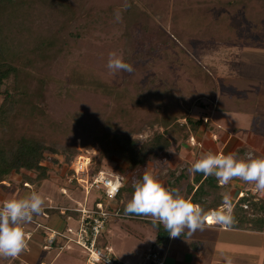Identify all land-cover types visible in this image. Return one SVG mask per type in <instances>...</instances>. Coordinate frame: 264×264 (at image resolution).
I'll list each match as a JSON object with an SVG mask.
<instances>
[{
	"label": "rangeland",
	"instance_id": "374dc122",
	"mask_svg": "<svg viewBox=\"0 0 264 264\" xmlns=\"http://www.w3.org/2000/svg\"><path fill=\"white\" fill-rule=\"evenodd\" d=\"M66 2L75 7L73 11H76L77 17L74 18V24H79L76 30L78 37L70 39L64 37L69 40V45L65 50L66 65L63 67L60 65V69L55 71V73L58 72L57 75L51 76L48 80V83L51 80L50 84L52 85L49 84L50 86H48L50 92L53 93L54 101L62 105L65 103L71 105L69 97L72 95V89L76 86H80L79 95L83 101H81L80 106L87 104L92 92L89 91V94L83 95L84 98H82V94L92 80L95 82L102 75L101 68L106 70L108 76L114 75L107 68L109 54L112 52L122 58L126 52L132 53L130 58L134 71L132 73L120 71V73L125 75L127 79L129 78L128 87L132 88L131 91L133 92L131 98L135 99L142 94L143 98L148 97L149 93L150 96L152 95L149 90L153 88L152 85L154 84L150 82L153 79L147 73L157 78V86L162 94L168 91L169 85L173 86L175 90H178L180 86L187 87L182 82L187 83L191 74L196 72V68H189L191 62L210 74V78L216 83V95H219L223 89L231 90V87L234 88L236 85V81L233 79L234 75H232L235 68L233 62L236 61L229 58L230 54L228 55V53L230 51H227L228 53L223 51L224 53H222V48L226 44L230 47L235 44L240 46L264 45L262 44L264 43L262 32L264 31V0H66ZM125 3L129 4L131 8L136 7L137 13L135 16L133 15L134 19L132 15H127V9L124 8ZM116 10H120L122 16L119 22L115 19ZM53 12L54 10L46 11L44 9L42 20L47 19V26L58 33L61 30L60 27L65 24L62 25L51 19V16H54ZM143 13L149 16V25L151 27L156 26L166 36L167 43L158 44L152 49L155 45L154 34L152 35L151 31L140 29L139 41L133 45L131 42L130 49H125L124 36L127 34L135 35L132 30L136 32L139 29L133 25L137 22L138 14ZM39 20L41 22V19L36 18L35 23H38ZM63 29V31H67L65 28ZM253 32L254 34H252ZM11 49L14 51L12 45ZM141 65L145 66L147 71H143ZM51 75L53 74L51 73ZM219 76H222L225 81L221 82L222 89L219 87V81L216 80V77L219 78ZM76 77L77 81L75 82ZM250 88L254 93L255 88ZM194 89L196 91L191 92L190 97L187 95L185 98L190 99L192 103L190 104L192 108L189 115L195 120L201 121L198 129L192 131L185 119L171 121L167 126V137L171 143L170 148L174 147L176 152L173 153L168 150L167 160L150 162L143 170L144 174L153 175L168 189H170L169 184L173 183L184 171L186 174L184 173L183 176L188 177H186L187 180L181 182L182 187L180 188L184 190L187 182H190L192 172L189 169L191 165L195 163L197 156L201 157L206 152L232 154L237 157V151L242 149L243 153L241 157H237L238 159L245 160L246 156H250L249 152H246L249 150L250 144H240L239 136L236 133L240 130L239 127L243 129L246 125L256 123L251 121V116L217 111V96H215L216 99L198 96L202 93L205 95L206 91L211 89V85L207 82L204 89H197V87ZM160 96L158 92L157 96L154 94L151 97L153 99L152 106L159 102ZM183 97V94L179 95V105L181 106H184ZM2 98L0 96V102ZM157 107L154 106L156 111L158 110ZM73 110H75V106L71 108L68 114L59 119L58 124L61 128L59 136L52 137L50 133L40 132L38 129H34V133L37 136L52 137V141L62 145H71L73 131L84 126L89 127L94 123L89 120L88 115L80 116V113L74 114ZM133 110L134 108H131L130 113ZM132 113L138 118L142 111L134 110ZM233 113L243 112L235 111ZM211 114L212 117H210ZM43 119L46 120V118ZM210 122L218 125L220 129L212 126ZM126 129L128 130V128ZM259 129L260 126L255 127V130L252 129L250 132L252 131L251 134L263 141L264 130ZM164 130L165 128L160 123L152 122L150 126L144 127L140 133L129 131V134L132 138L134 135L133 139L140 147L151 139L156 132L162 133ZM74 146L78 154L87 153L95 159L99 156L96 147H83L79 138L74 140ZM262 151L264 153L263 146ZM64 158L65 156L61 154L55 155L44 152L42 165L48 168V179L35 186L24 184L25 187H22L19 177H14L7 191L0 188V205L9 199L27 197L35 191L45 198L44 211L53 219L49 224L50 228L64 230L67 225L75 226L72 215V219L59 221L58 218H61L60 209L74 208L77 204L82 205L85 197L87 198V207L91 208L100 199L94 191L86 195L79 186L68 183V179L71 177V163L70 165L65 164ZM115 165L123 166L124 163L118 155L113 153L101 161L100 169L111 172ZM172 170L173 174L170 175L169 172ZM237 183L243 186L242 189L252 193L251 183L234 178L226 184L228 185L226 194H229L231 190L234 192L239 186ZM62 188L66 190V194H62ZM237 196L238 192L236 193ZM131 198L132 196H125L123 205H126ZM204 201L209 202L210 198H206ZM38 216L41 215L35 216L33 220H36ZM146 218L151 221V217L147 216ZM44 221L47 222L48 220L44 219ZM22 227L28 240L32 238V234L27 233L29 230L41 237L40 243L42 245L45 235L42 238L41 234L37 232L38 230L33 232L32 222L25 223ZM154 229L150 224L137 223L126 215H121L119 218L111 216L107 218L106 229L98 237V245L103 252H105V247H109L116 260L136 264L146 248L154 246ZM174 239L176 240V238H172V240ZM189 239L195 242L193 247L199 251L196 264H226L228 258L232 260V264H264V233L249 234L238 230H224L218 225L204 228L202 231L198 230ZM29 251L28 246L25 252ZM42 252V258L44 257L47 262L55 258L52 264H86L87 253L74 243H70L69 250L63 245L59 247L48 246ZM19 259L20 256L18 259L0 257V264H22L23 262L21 263Z\"/></svg>",
	"mask_w": 264,
	"mask_h": 264
},
{
	"label": "trees",
	"instance_id": "16d2710c",
	"mask_svg": "<svg viewBox=\"0 0 264 264\" xmlns=\"http://www.w3.org/2000/svg\"><path fill=\"white\" fill-rule=\"evenodd\" d=\"M67 2L66 0H0V96L3 97L0 102V188L7 191L16 176L19 177L22 187H25L24 184L35 186L48 179V168L42 165L44 152L64 155L65 164L70 165L78 154L74 140L79 138L83 147H96L99 151L96 159L92 157V172H97L101 168V161L113 153L118 155L124 163L123 166L115 165L112 168L115 174L125 178V182L108 210L129 216L137 223L150 224L155 228L154 245L165 246L168 244L170 235L164 226L154 225L146 218L147 216L126 214L123 199L125 196L133 195L134 182L142 180L143 170L148 163L168 159L166 154L171 143L167 137V126L171 121L185 119L192 131L198 129L201 121L189 115L192 103L190 99L185 98L187 95L190 97L191 92L196 91L195 87L204 89L206 82L211 85V89L205 93L206 96L203 93L198 96L209 99H216L215 96H217L216 109L220 112L241 111L252 114L255 93L248 95V98L239 99L222 91L216 95V83L210 78V74L191 62L189 68H196V72L191 74L187 83L182 82L187 87L180 86L178 90L169 85L168 91L162 94L157 86V78L146 72L153 79L150 81L154 84L153 88L149 90L152 95L150 96L149 93L148 97L143 98L142 94L133 99L131 98L132 88L128 87L129 78L121 75L120 72L108 76L106 70L101 68L102 75L95 82L92 80L88 90H84L82 94L84 98L83 95L89 94V91L92 92L93 96L91 95L86 105L80 106L83 102L79 95L80 86L72 89V95L69 97L71 105H68L70 103L58 104L49 90L52 84H50L51 80L49 83L48 80L51 76L57 75L58 72L55 73V71L60 69V65L62 67L66 65L65 50L69 45L67 39L77 38L76 30L79 27V24H74V18L77 17L76 11H73L75 7ZM44 9L54 10V16H51V19L62 25L65 24L60 27L61 30L58 33L47 26V19L42 20ZM126 13L128 16H135L136 7H128ZM36 18L41 19V22L39 20L40 23H35ZM136 21L133 26L139 30L136 32L132 30L133 34L135 33L134 36L131 34L124 36L125 49H130L131 42L133 45L139 41L140 29L151 31V34H154L155 45L152 49L158 44L167 43L166 36L156 26L149 25L150 19L147 14H138ZM133 26H131L132 29ZM63 28L67 31H63ZM11 45L14 51L10 50ZM130 54L126 52L123 60L133 66ZM141 69L147 71L143 65ZM235 84L240 92L245 89L252 90L249 82H235ZM158 92L161 96L159 102L154 105L157 107L158 104L156 111L152 106L151 97L154 94L157 96ZM181 94L184 95L182 100L184 106L179 105ZM73 106H75L74 114L88 115L89 120L94 123L89 127L84 126L73 131L71 145H62L52 141V137L59 136L60 133L59 119L68 114ZM131 108L135 111H142L143 115L141 113L136 118L132 113L134 110L130 113ZM152 122L160 123L165 130L162 133L156 132L151 139L138 147L129 131L140 133ZM34 129L50 133L52 137L37 136ZM242 151V149L237 151V157H241ZM256 158V156L252 157V159ZM184 173V171L181 172L174 182L169 184L170 189H179L180 195L183 193L184 198L199 204L206 213L218 210L222 206V194L227 193L228 185L220 186L215 176L205 177L202 173H197L194 178L197 187L194 189L193 185L187 182L186 188L182 190L181 182L188 178L183 176ZM169 174L172 175L173 170ZM206 198H210V201L205 202ZM244 204H247V208H243ZM233 205L235 221L228 229L264 233V199L248 193V196L239 198ZM59 215L65 221L70 215L77 216L76 213L69 211L63 215L59 212ZM44 230L41 233L42 236L46 233ZM53 246L59 247L60 244L55 243ZM39 263L41 264V261Z\"/></svg>",
	"mask_w": 264,
	"mask_h": 264
},
{
	"label": "clouds",
	"instance_id": "9594fccd",
	"mask_svg": "<svg viewBox=\"0 0 264 264\" xmlns=\"http://www.w3.org/2000/svg\"><path fill=\"white\" fill-rule=\"evenodd\" d=\"M128 7L130 5L125 3L124 8ZM114 15L117 22L122 19L120 10H116ZM107 68L112 74L134 71L133 66L115 52L109 54ZM168 150L176 152L174 147ZM189 171L202 173L205 177L215 176L220 186L239 178L254 184V191L264 194V158L242 160L232 154L209 152L193 163ZM222 197V206L206 213L199 204L180 195L179 189H168L153 175L145 173L142 180L134 182V192L126 204L125 213L151 217L152 223L162 224L172 238L185 234L191 237L198 230H204L213 219L223 228L233 225L231 197L228 194H222ZM44 205L45 198L35 191L27 197L9 199L0 205V257L15 259L27 251L28 237L22 225L42 214ZM104 261L107 264L110 259L104 257ZM226 264H232V260L226 259Z\"/></svg>",
	"mask_w": 264,
	"mask_h": 264
},
{
	"label": "built area",
	"instance_id": "2783aa9c",
	"mask_svg": "<svg viewBox=\"0 0 264 264\" xmlns=\"http://www.w3.org/2000/svg\"><path fill=\"white\" fill-rule=\"evenodd\" d=\"M206 121V120H205ZM192 139V138H191ZM92 156L87 153H79L71 162L70 175L68 179L69 184H76L85 191L88 195L94 191L100 201L95 202L93 207H87V198H84L83 204H77L74 208H62L60 213L63 215L66 211L77 214L73 218L75 226L67 225L64 230L52 229L40 224L37 227L45 229L44 248L53 246L59 243L66 249H70V243L79 246L87 253L86 264H105L104 257H108L110 261L107 264H129L116 260L113 257L112 251L109 247H105V252L98 245V237L106 228V221L108 217H121V214L109 211L108 207L111 205L114 198L119 193L121 187L124 185L125 178L121 175L115 174L113 171L108 172L100 169L97 172L91 170ZM62 194H66L64 188L61 189ZM258 192L252 189L253 195ZM248 196L247 191L238 192L237 198ZM247 208V204L243 205ZM46 218L48 215L43 214ZM67 219H72L70 215ZM208 226L219 225L213 219ZM223 228V227H221ZM224 230L228 228H223ZM29 234V233H28ZM163 248L160 245H154L146 248L140 259L136 264H165V255ZM102 253V256L97 254Z\"/></svg>",
	"mask_w": 264,
	"mask_h": 264
},
{
	"label": "crops",
	"instance_id": "0c3cea01",
	"mask_svg": "<svg viewBox=\"0 0 264 264\" xmlns=\"http://www.w3.org/2000/svg\"><path fill=\"white\" fill-rule=\"evenodd\" d=\"M262 32L264 34V31ZM252 34H254V32ZM239 46L240 45L235 44L234 46L230 47L228 46V44H226L222 48V53L224 52L228 53L227 51H230L228 53V55L230 54L229 58L233 61H236V62H233V65L235 66L233 74H232L234 75L233 79L239 83H241V81L249 82L251 83L250 86L255 88V92H254L255 101H254V106H253L254 112L252 114L244 113V112L243 113H233L234 111L233 112H220V113L242 114V115L251 116V121L256 122V123L246 125V127H244L243 129L239 127L240 130L236 134L239 136L240 144L242 143L250 144L249 150L246 151V152H249L250 156L249 157L246 156L245 160L252 158L253 156H256L257 158H264V153L262 151V146L264 147V138H262L263 141L259 140L255 135L251 134L252 131L250 132V130L252 129L255 130V127H258V126H260L259 130H264V45H261L263 47L257 44L256 45L251 44V45L240 46V47ZM211 66H212V63H211ZM216 80L219 81L220 83L219 87L222 89L221 82H225L224 79H222V76H219V78L216 77ZM221 91L223 93H227V95H230V96L232 95L237 99L242 98V97L248 98V95L253 93V90H248V89H245L243 90V92L242 91L240 92L235 86L234 88L231 87V90L223 89ZM210 117H212V114ZM210 124L214 126L215 128L220 129L218 125L216 126L213 122L212 123L210 122ZM206 153H209V152H206ZM200 158L201 157L197 156L196 161ZM196 174L197 173L190 174L191 175L190 183L193 185L194 189L197 187V183H195L194 181ZM251 185H252L251 188L254 189L255 185L254 184H251ZM237 187L238 188L235 189L234 192L233 190H231L228 194L231 197V200L233 203H235L238 200V198L236 197V193L240 191H245V189H242L243 188L242 185L239 184V186ZM28 188L30 187L28 186ZM255 195L260 199H264V194H261L258 192ZM43 214L48 215L47 213H45V211H43V213L40 214L41 216H38L36 220L31 221L32 226H33V229H32L33 232L34 230H38L37 232L41 234L43 232V229L41 227H37L38 226L37 224L49 227V224L53 220L50 217L46 218ZM44 219H47L48 221L45 222ZM58 219L60 222H63L62 218H58ZM54 221H55V218H54ZM207 227L209 228V227H214V226L206 225L205 228ZM231 230L235 231V229H231ZM238 231L253 234L248 231H243V230H238ZM27 233L32 234L31 239H35V240H31V239L28 240V246L30 248V251L22 253L20 255L19 261L21 263L23 262L22 264H40L39 261H41V264H52L53 261H55V258L51 259L50 262H47L44 259V257L42 258V253H43L42 250H44L45 248L43 247L44 246L43 242H42V245L40 243L42 240L41 237L37 234L31 233V231L29 230L27 231ZM154 238H155V235H154ZM193 243L195 242L189 239L187 234H185L184 236L177 237L176 240L175 239L172 240V237H170L167 245L165 246L160 245L163 248L162 250L165 255V264H196L198 261L197 259H198L199 251H197L196 248L193 247ZM16 259H18V257Z\"/></svg>",
	"mask_w": 264,
	"mask_h": 264
}]
</instances>
